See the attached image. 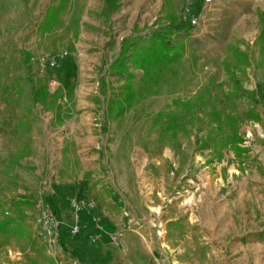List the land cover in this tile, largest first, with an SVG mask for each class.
<instances>
[{"label":"rangeland","instance_id":"obj_1","mask_svg":"<svg viewBox=\"0 0 264 264\" xmlns=\"http://www.w3.org/2000/svg\"><path fill=\"white\" fill-rule=\"evenodd\" d=\"M50 1L0 0V84L10 88L6 97L0 90V218L21 215L14 198L31 202L22 211L30 238L0 243V264H264L251 260L262 258L264 251L261 256L248 250L247 262L239 256L241 250L232 252L236 241L244 246L258 235L262 239V231L228 230L226 223L233 216L236 222L243 217L239 225L244 224L247 214L249 227L253 212V222L262 225L264 125L260 117L247 119L242 112L248 106L264 112V56L258 47L264 0H257V7L246 0H210L202 14L197 12L193 30H174L170 39L183 45V57L158 71L165 75L155 84L143 83L142 71L128 60L135 75L132 89L142 90L145 84L146 90L120 116L112 105L120 101L125 106L126 80L110 64L122 40H133L143 49L154 30L169 26L170 14L184 20L193 12L190 1L162 0L156 15L148 14L145 4L127 28L111 19L119 7L110 11L105 0H79V22L42 36L36 28ZM68 20L64 15V25ZM230 42L250 58L246 67L231 66L245 96L226 103L239 122L241 152L208 141L214 125L188 122L186 130L173 128L178 131L172 135L163 129L165 116L156 118L157 113L178 110L172 104L175 98L191 99L209 80L222 82L221 88L211 87V94L218 93L223 101V92L233 87L223 68V59L231 57ZM24 50L31 55L29 65L22 61ZM53 54L63 55L60 64L53 63ZM44 79L45 102H34L31 87ZM71 85L72 93L65 96ZM62 111L67 113L60 118ZM197 114L208 120L207 110ZM21 123L29 127L27 132ZM230 130L224 120L222 131ZM201 140H207L205 146ZM73 202L81 206L78 212ZM47 206L62 220L58 233L66 234L56 257L39 235L41 211ZM81 210L100 232L109 226L102 233L108 237L104 247L115 253L113 263L96 259L102 248L96 247L98 232L83 237L70 233L74 224L83 227ZM119 229H124L120 243L111 239ZM91 254L93 260L88 259Z\"/></svg>","mask_w":264,"mask_h":264},{"label":"trees","instance_id":"obj_2","mask_svg":"<svg viewBox=\"0 0 264 264\" xmlns=\"http://www.w3.org/2000/svg\"><path fill=\"white\" fill-rule=\"evenodd\" d=\"M119 1L120 0H105L110 11L116 10L119 7ZM75 4V0H51V3H49L45 8L43 17L37 25L36 30L42 36H46L52 34L59 28L67 29L69 26L74 25V23L79 22L80 18L78 15L72 17L75 11ZM67 13L69 14V20L68 23L64 25L62 16ZM261 15L264 17L263 12ZM169 17L171 19L169 26L154 30L148 37V45L143 49H140L138 43L133 42V40L131 42L128 38H124L122 40L120 53L110 64V69H112V71L117 73L119 76H124V79L126 80V85L124 87L125 89L122 95V100L126 104L124 106L120 101H114V105L112 106L115 109V116H120L123 113L125 107L132 102V99L137 96H142L146 90L145 84L142 85V90L132 89V81L135 79V75L129 70L127 66L128 60L133 66L142 71V75L139 79L143 83L150 81L155 84L158 78L165 75V72H161V76L157 75L158 71L160 72L161 69L167 68L168 65L176 63L183 57V45L177 46L176 44H172V40L170 38L174 33V30L188 34L195 28V25H192L189 22L187 16L184 20L180 17L174 16L173 14H170ZM258 43L259 52L262 56H264V28L261 34L258 36ZM130 47H132V50L129 49ZM227 49L229 54H231V57H225L223 59V68L228 70L229 77L232 78L233 81V87L227 92H223L222 102L220 101L218 93L215 92L214 94H211V87L215 86L216 88H221L222 82L209 80L207 84L197 91L191 99H182L179 97L175 98L172 101V104L175 105L178 110L166 114H163L162 112L157 113L156 118L157 120H162V117L165 116L162 122L165 124L163 129L166 132L170 131L172 135H176V132L178 131L176 130L175 132L173 128H181L182 130H186V123L188 122L205 123L212 127L214 125L215 127H213V131L215 132H210L208 134V141L212 140L213 143L219 147L232 146L236 151L241 152L244 150L239 147V143L242 139L239 132H237L239 122L233 112L229 113L227 111L226 103L229 101H236V99L240 98L241 96H245V93L241 90L238 79L232 75L231 66L233 67V70L237 69L240 65L246 67L250 63V58L247 51L240 49L231 42L227 45ZM21 58L23 63L29 65L28 63L31 55L28 51H22ZM62 58V54H53L51 56V59H53L55 65L60 64ZM242 69L244 68L242 67ZM42 81L43 82L37 84L36 87L32 85L31 98L34 102H41L44 104L48 94V84L45 79ZM32 82L33 80L30 79V83ZM61 89L62 87H59L57 90H55V93ZM0 90L3 96L6 97L10 91V88L7 85L0 84ZM72 90V85L67 87V89H65V96H68V93H72ZM58 106L59 105L57 104V107ZM206 110L209 115L208 120L203 119V116H199L197 114L198 112ZM65 113L67 112L62 111L59 113V117L63 118V114ZM242 115H244L247 119H258L260 117L259 112L254 106L246 107V109L242 112ZM224 120L229 124L231 128L230 132L222 131ZM21 125H25L23 131L27 132L29 127L24 123H21ZM206 142L207 140H201L200 143L202 146H205ZM25 149H27L26 146H24L21 150ZM13 204L17 209H19L21 215L19 217L8 215L4 216V218H0V243H7L11 237L28 236V239L30 238V230L24 223H22V220L25 218V215L22 214V211L25 207L31 205V202L26 197H20L14 198ZM80 213L82 215L85 214L83 210H81ZM84 233L85 229L81 227L77 235L78 237H83L82 235H84ZM60 239H62L61 236ZM30 264L41 263H36L34 260H31ZM47 264H49V262Z\"/></svg>","mask_w":264,"mask_h":264},{"label":"crops","instance_id":"obj_3","mask_svg":"<svg viewBox=\"0 0 264 264\" xmlns=\"http://www.w3.org/2000/svg\"><path fill=\"white\" fill-rule=\"evenodd\" d=\"M186 1L188 2V0H186ZM189 1H190V5H191L190 6L191 11H193V13L196 11L195 14H197L198 11H199L198 13L202 14L203 10L208 5L204 2V0H189ZM215 1L217 4L220 3V0H215ZM78 2H79V0H75V3H76L75 9L79 5ZM187 2H185V4H183L182 7L185 6L187 4ZM49 3H51V1ZM246 3L249 4L250 6H255V7L261 5L260 2H257V0H246ZM145 4H146L147 8L149 9V12H147V13L151 14L153 12V14L156 15L162 6V0H154L153 2H149V0H120L119 1V8H118V10L114 11V13L112 12L111 19H113V21H117L118 23H121L123 21L124 23L128 24L127 28H129L130 26L133 27L132 24H133L134 19L136 18L135 15L137 14L138 8L141 6H145ZM182 7H181V9H182ZM190 7H185V8L190 9ZM193 7H197L196 8L197 10L196 9L193 10ZM67 14H65V15H67ZM63 16H62V18H63ZM73 16H76L75 11H74L72 17ZM120 26H121V24H120ZM125 36H127V34ZM260 113H261L260 114V122H261V124L264 125V112H260ZM249 151L247 152V154L249 153ZM253 151H254V149H253ZM262 165H264V158L262 159ZM251 173L253 174V176H256V170L255 169H252ZM109 200L111 201V204L112 203L116 204V202L113 200L112 197H110ZM263 209H264V206H263ZM95 213L96 212H93V214H95ZM95 215L99 216V215H101V213L98 212ZM255 216L256 215L253 212L250 213V215H249V217H250L249 227H248V224L246 223V221L248 219L247 214H246V216H244L245 217V219L243 220L244 224L239 225L240 224L239 222L242 220L243 217L239 219V222H236L235 219H233V216L231 217V221H229V222L226 221V223L228 225L227 226L228 230L243 231L244 233H247L248 231H262V233H261L262 239H261L260 235H258V237L255 241H250V242L247 241L244 243V246H243V244H241L240 241H236V243L234 244V247H233L234 250L232 251L233 254H236V253L238 254V251L241 250L242 253L239 256H241V258L243 257V259H244L243 261H245V262L248 261V258L245 259V257L247 256L248 250H251V251L255 252V254H259V255H261L262 252L264 251V233H263L264 232V210H263V214L260 216V218H261L260 220L262 222L261 226L258 225L256 221L253 222V218H255ZM99 217H101V216H99ZM59 218H61V217L59 216ZM94 219L95 218L93 217V220ZM85 220H86V216H85V214H83L81 217L80 223L83 225V228L85 227V232L87 233V232L94 231V233L96 234L98 232V229L94 228L93 222L91 220H89V221L88 220L85 221ZM100 220L102 221L103 218L101 217ZM58 226L61 229L62 220L58 221ZM104 226L109 228L108 225H104ZM104 226H103V228L100 229L102 232L105 231ZM99 227H101V226H99ZM65 235L66 234H64L63 232L60 234V236L63 238ZM107 238L108 237L104 233H102L100 235L99 239L97 240L98 242L96 244V247H99V249L101 247L102 248L99 252V254H101V257L96 258V259L101 260L102 262L113 263L115 261L114 251L112 249L104 247L105 242L108 240ZM94 257L95 256L93 254H91L88 257V259L93 260ZM237 260H235V261H237ZM251 260L253 262L255 261L257 263H259L260 261L264 262V255L260 259L258 257L257 258L253 257Z\"/></svg>","mask_w":264,"mask_h":264},{"label":"built area","instance_id":"obj_4","mask_svg":"<svg viewBox=\"0 0 264 264\" xmlns=\"http://www.w3.org/2000/svg\"><path fill=\"white\" fill-rule=\"evenodd\" d=\"M204 2L207 4L210 2V0H204ZM189 22L192 25H195L197 23L198 17H196V14L193 12L188 14ZM187 16V15H186ZM185 16V17H186ZM53 60V59H51ZM54 63V61H53ZM90 205V204H88ZM71 206L75 209L76 212H78L81 209V206H79L77 203L73 202L71 203ZM40 231L39 235L42 239L43 244L45 245L48 253L56 257L59 251L62 250V245L59 242L60 241V234L57 231L58 227V221L55 219L53 213L50 211L48 206L46 208H43L40 215ZM80 225L74 224L70 228V233L72 235L78 234L80 231ZM101 229V228H100ZM123 231L124 229H119L112 233L111 239L114 242L120 243L122 237H123ZM98 234L101 235V232L98 230Z\"/></svg>","mask_w":264,"mask_h":264}]
</instances>
